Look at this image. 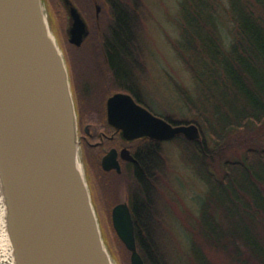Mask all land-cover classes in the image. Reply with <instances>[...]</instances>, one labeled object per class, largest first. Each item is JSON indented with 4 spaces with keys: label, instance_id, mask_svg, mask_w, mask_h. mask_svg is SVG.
<instances>
[{
    "label": "trees",
    "instance_id": "1",
    "mask_svg": "<svg viewBox=\"0 0 264 264\" xmlns=\"http://www.w3.org/2000/svg\"><path fill=\"white\" fill-rule=\"evenodd\" d=\"M76 2L93 28L81 46L72 44L83 49L92 43L80 54L85 67L80 77L86 90L82 106L77 102L80 126L84 133L85 110L99 131V139L101 130L111 131L106 109L109 95L132 91L142 98L135 85L134 23L125 3L108 0L99 18L102 39L96 41L93 35L99 25L92 14L94 3ZM48 5L55 29L52 4ZM180 5L179 38L173 45L192 73L195 86L190 92L176 82V89L192 118L182 121L158 114L174 124L196 123L200 128L199 138L178 134L173 140L207 186L200 202L199 224L206 243L242 264H264V0H182ZM88 50L91 53L87 55ZM97 51L99 57L95 58ZM71 79L74 87L72 73ZM105 140H88L86 144L87 158L88 150L96 156L104 193L107 197L117 195L119 186L127 183L138 247L146 264H168L152 233L153 186L162 164L154 166L155 156L136 145L138 162L126 164L121 172L107 171L101 158L104 147H110L113 140ZM236 150L242 152L237 154ZM227 151H234L237 157L227 158ZM193 252L196 260L203 255L204 263L210 264L196 240Z\"/></svg>",
    "mask_w": 264,
    "mask_h": 264
},
{
    "label": "water",
    "instance_id": "2",
    "mask_svg": "<svg viewBox=\"0 0 264 264\" xmlns=\"http://www.w3.org/2000/svg\"><path fill=\"white\" fill-rule=\"evenodd\" d=\"M61 1L69 41L81 46L90 24L74 0ZM93 2L99 18L102 5ZM107 114L127 140L201 136L196 123L174 124L129 92L112 94ZM79 145L70 72L51 34L44 1L0 0V179L17 264H115L79 166ZM121 156L136 161L127 147ZM102 166L122 171L116 148L103 156ZM112 218L131 263L146 264L129 202L117 203Z\"/></svg>",
    "mask_w": 264,
    "mask_h": 264
},
{
    "label": "rangeland",
    "instance_id": "3",
    "mask_svg": "<svg viewBox=\"0 0 264 264\" xmlns=\"http://www.w3.org/2000/svg\"><path fill=\"white\" fill-rule=\"evenodd\" d=\"M47 1L50 5L52 4L54 31L56 33L54 34L62 45L70 71H72L74 94L80 106L81 97L86 92L82 82L83 78L81 79L85 67L83 66L84 63L81 62L83 56L80 54H84L92 43L87 44L83 49L74 48L69 41L68 16L63 2L61 0H46V3ZM119 1L128 6L134 23L135 34L132 46L137 55L134 73L136 75L135 85L139 94L157 113L171 115L177 120H191L192 114L176 89V82L190 92L195 86L192 73L187 68L185 60L179 57L173 45V41L179 38L180 3L182 0ZM91 2L93 3V0ZM102 2L106 8L105 5H107L108 0ZM76 4L79 6L78 2ZM91 5H93L92 14L97 23L95 24L100 26L97 27L93 36L96 41H101L103 32L102 25H100L101 19H99L101 15L97 18L96 7L94 4ZM79 7L82 10V7ZM109 12L110 9L107 8V14ZM47 17L51 23L50 17ZM94 40L91 42H95ZM89 53L91 51L88 50L87 55ZM96 55L95 58H98V51ZM84 112L87 119L84 126L93 124L88 120V118L91 119V116L88 117V112L85 110ZM92 126V129L96 128L94 124ZM84 135H87L85 131ZM88 139L89 142L95 143L100 138H91V140L90 137L83 138L81 152L84 174L92 191L105 243L110 248H108L110 253H113L117 259V264H132L127 247L121 239L118 240L115 234L116 230L112 218L114 206L121 201H129L128 185L122 183L117 190V195L115 192L114 195L106 196L98 174L96 156L90 150H88L90 156L88 155L87 158L86 155ZM241 152L242 150H236L237 154ZM236 153L227 151L225 155L227 158H235L237 157ZM219 161H217L218 166L220 165ZM153 187H155V196L152 219L155 227L152 233L157 242L158 251L168 264H206L203 255L198 256L196 260L193 252L194 240L202 246L203 253L210 264H242L227 252L209 246L200 232V202L207 191V186L188 165L175 140L163 143L162 167Z\"/></svg>",
    "mask_w": 264,
    "mask_h": 264
},
{
    "label": "flooded vegetation",
    "instance_id": "4",
    "mask_svg": "<svg viewBox=\"0 0 264 264\" xmlns=\"http://www.w3.org/2000/svg\"><path fill=\"white\" fill-rule=\"evenodd\" d=\"M100 3H103L102 1H106V0H98ZM104 4V3H103ZM137 59H134L133 62H136ZM125 92H129L131 93L135 99L143 104L144 106L148 107L152 112H154L155 114H157L154 109L149 106L144 100L143 98H140V96H138L136 93L132 92V91H125ZM115 93V92H114ZM113 94V93H112ZM111 94V95H112ZM107 103V102H106ZM107 105V104H106ZM107 108V106H106ZM108 119V116H107ZM93 124H87L84 127V131L87 135H84V133H81L82 139L83 138H96L97 134H98V130L97 128L92 129ZM110 125V124H109ZM111 126V125H110ZM101 133L99 134L100 139L98 141H96L95 143H103L105 142L106 138H109L111 140H113L110 144V147H104V155L112 148H116L118 150V158L120 160L121 166H122V171L123 168L126 164L129 163H136L138 162L137 160V156H136V150H135V146H142L144 149H146V151H149L150 153H152L155 156V161H154V166L158 164V166H160L162 164V153H163V143L166 141H173V139H168V140H162V139H156V138H152L149 136H144L135 140H127L124 136L123 133L120 130H117L115 127L111 126V131L107 132L104 130L100 131ZM89 140V139H88ZM140 144V145H138ZM125 147L129 148L131 150V153L135 156L136 161H131V160H126L121 156V151L122 149H124ZM103 155V156H104ZM102 156V158H103ZM102 158H101V164H102ZM160 164V165H159ZM116 170L117 172H119L117 169H111L110 171Z\"/></svg>",
    "mask_w": 264,
    "mask_h": 264
},
{
    "label": "bare ground",
    "instance_id": "5",
    "mask_svg": "<svg viewBox=\"0 0 264 264\" xmlns=\"http://www.w3.org/2000/svg\"><path fill=\"white\" fill-rule=\"evenodd\" d=\"M46 14L50 17V22L52 18L51 10L49 8L48 2H44ZM52 24V22H51ZM52 36L57 40L55 36L54 27H50ZM80 169L83 170L81 163H79ZM0 244H1V253H0V264H17L14 254V248L10 240V236L7 228V204L4 196L2 181L0 179ZM109 248V247H108ZM110 249V248H109ZM112 252V251H111ZM113 254V253H112ZM117 259L114 256L113 262L117 264Z\"/></svg>",
    "mask_w": 264,
    "mask_h": 264
}]
</instances>
